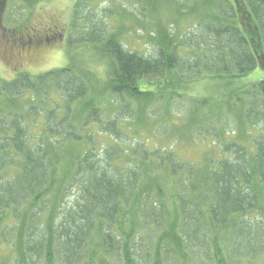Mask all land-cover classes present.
Returning a JSON list of instances; mask_svg holds the SVG:
<instances>
[{"label": "trees", "instance_id": "16d2710c", "mask_svg": "<svg viewBox=\"0 0 264 264\" xmlns=\"http://www.w3.org/2000/svg\"><path fill=\"white\" fill-rule=\"evenodd\" d=\"M183 1L141 4L152 18L148 55L125 49L101 28L107 12L96 13L75 44L100 48L108 80L69 58L66 68L0 85L8 102L0 106V264H264V79L239 82L264 73V0H194L189 32L171 34L155 14ZM87 3L75 1L73 19L85 10L91 18ZM206 80L243 116L233 140L223 139L230 125L215 141L198 120L219 112L227 94L195 98V111L182 96ZM152 95L185 108L183 124L166 119L159 145L133 133ZM25 96L33 103L22 110ZM171 130L211 140L215 157L177 154Z\"/></svg>", "mask_w": 264, "mask_h": 264}, {"label": "rangeland", "instance_id": "374dc122", "mask_svg": "<svg viewBox=\"0 0 264 264\" xmlns=\"http://www.w3.org/2000/svg\"><path fill=\"white\" fill-rule=\"evenodd\" d=\"M76 0H3L0 6V85L4 82H11L18 74L24 73L30 77H37L47 72L63 69L68 67L69 58L73 62L81 61V68L88 64H93V67L103 79L108 80L109 68L107 65V58H100V48L94 50L91 46L76 45V40L83 38V33L89 27L90 20L93 21L96 13L106 11L104 16L108 19V26L101 23V28L107 27L110 32L118 37V40L124 45L128 51H134L142 55H148L151 52L149 40L153 36L151 17L148 14L147 8H141V4H146L145 0H88L86 7L90 9L85 10V18L73 19L72 9ZM182 1V0H180ZM194 0H184L180 7L177 6V11L174 12L173 7L165 6L167 10L163 14H155L156 19H163L166 22L167 28L170 33L176 32L187 33L194 20L189 19L187 12L190 5ZM160 9V6L157 10ZM201 11V17H202ZM167 16V17H166ZM103 25V26H102ZM100 28V33L103 30ZM84 31V32H83ZM110 34V33H109ZM181 34V35H182ZM102 47V43L100 45ZM70 47V52L67 49ZM98 47V46H97ZM264 79V73L260 70L253 71L243 77L239 82L243 84H252ZM239 84V83H237ZM212 82L206 80L199 83H194L181 91L184 93L182 96L188 99V106L195 111L193 101L195 98H208L212 93V98H219L213 94L215 89H212ZM237 87V86H236ZM151 92L157 91L154 87L148 89ZM216 89L215 91H218ZM233 91V90H232ZM108 93V92H107ZM181 96V97H182ZM105 108L104 119H109L111 114L109 108L110 100L107 94L103 95ZM234 98H230L229 94L225 99H221V109L219 112L211 115L208 111H202L205 114V119H198L205 127L204 133L209 129H214L215 141L221 140V135L224 128L232 127L234 133L232 136L224 137L223 139H235L238 130L241 129L238 124L243 119L240 114L238 115L236 106L234 105ZM247 100V98H245ZM150 102L145 104L137 113L138 119H141L136 124H133V133L146 138H152L162 144L167 143L168 136L165 138L157 137L159 133L165 132V125L168 126L172 119L170 127L183 124L184 118L179 117L185 110L184 105L175 100L170 107L165 101H160L158 97L153 95L150 97ZM20 104L19 109L24 110L27 105H32L33 102L28 103V96L17 99ZM178 102L177 104H174ZM7 101L4 98L0 101V106L6 107ZM229 104V108H228ZM109 105V106H108ZM138 109V105H135ZM113 107V106H112ZM115 108V107H113ZM9 112L14 113L12 108H5L6 114ZM173 111L174 115L171 118L170 113ZM201 111V107H200ZM200 111L196 112L199 113ZM107 112V116H106ZM4 113V112H3ZM33 113V110L28 112ZM135 119V118H133ZM244 120V119H243ZM223 129L221 130V127ZM221 130V131H220ZM36 132L34 128L30 132ZM168 131L170 128L168 127ZM33 133V134H34ZM174 131L171 130V135ZM36 135V134H35ZM219 135V137H215ZM135 138V136H133ZM178 142L175 144L176 152L184 156L188 160H197L201 156L213 158L214 151L210 146V141L197 143L194 136L187 134L175 133L174 137ZM238 139V138H237ZM237 141V140H236ZM169 146V145H167ZM217 148V145H214ZM218 151V149H217Z\"/></svg>", "mask_w": 264, "mask_h": 264}]
</instances>
